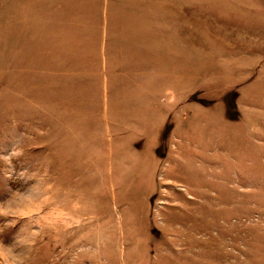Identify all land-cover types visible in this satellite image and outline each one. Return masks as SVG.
<instances>
[{
    "label": "rangeland",
    "instance_id": "obj_1",
    "mask_svg": "<svg viewBox=\"0 0 264 264\" xmlns=\"http://www.w3.org/2000/svg\"><path fill=\"white\" fill-rule=\"evenodd\" d=\"M264 264V0H0V264Z\"/></svg>",
    "mask_w": 264,
    "mask_h": 264
},
{
    "label": "clouds",
    "instance_id": "obj_2",
    "mask_svg": "<svg viewBox=\"0 0 264 264\" xmlns=\"http://www.w3.org/2000/svg\"><path fill=\"white\" fill-rule=\"evenodd\" d=\"M19 264H23V261H20Z\"/></svg>",
    "mask_w": 264,
    "mask_h": 264
}]
</instances>
